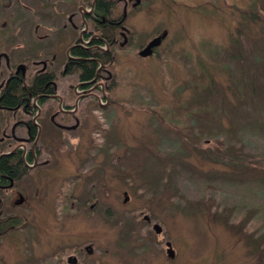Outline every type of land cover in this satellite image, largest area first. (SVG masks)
I'll use <instances>...</instances> for the list:
<instances>
[{
  "label": "rangeland",
  "instance_id": "obj_1",
  "mask_svg": "<svg viewBox=\"0 0 264 264\" xmlns=\"http://www.w3.org/2000/svg\"><path fill=\"white\" fill-rule=\"evenodd\" d=\"M89 1L0 0V53L31 73L46 61L69 103L78 72L63 73L66 47ZM150 4L128 21L134 46L98 74L91 93L109 102L79 105L99 133L55 151L44 176L57 182L39 185L24 231L7 235L6 264H58L78 245L92 246L87 263L264 264V0Z\"/></svg>",
  "mask_w": 264,
  "mask_h": 264
},
{
  "label": "flooded vegetation",
  "instance_id": "obj_2",
  "mask_svg": "<svg viewBox=\"0 0 264 264\" xmlns=\"http://www.w3.org/2000/svg\"><path fill=\"white\" fill-rule=\"evenodd\" d=\"M97 1L99 0H90L88 5L87 2H82L76 7L75 14L81 29L78 33L79 38L66 47L67 58L63 73L72 72L69 61L78 59L70 55L71 48L75 46L92 51L100 57L108 54L111 60L105 65L98 62L100 65L96 77L90 85L80 81L78 72L77 83L72 89L74 95L72 103L68 102L66 96H59L57 76L49 70L50 65L46 61H32L31 73L29 66L12 65L10 58L0 53V264H6L7 235L11 232L21 233L25 229L21 223L26 217L23 212L28 215L33 211L34 204L31 203L35 202L39 195V185L46 187L52 182L53 184L57 182L44 176L55 159L53 155L55 151L70 150L73 147L72 142H76L74 140L79 137L76 133L86 131L87 127L91 128L90 136L99 133L92 123L89 126L90 120L87 119L89 116L79 111V105L85 99H94L99 106L109 102L107 95L98 97L91 93L102 87L98 74L112 63L115 52L128 50L134 46V34L129 28L128 21L137 11L142 9L148 11L151 5L150 0H101L106 6V13L97 15L95 13ZM103 28L111 33L110 42L104 46L95 43L96 40H102ZM149 42L141 46L140 51ZM156 48L152 50L153 53ZM2 63L5 72L1 68ZM19 66H23V70L17 72ZM42 74L52 75L50 85L36 91L32 84L35 78ZM27 77L31 79L28 81ZM11 82H18L17 85H20V92L14 97V106H8L12 99L6 97ZM91 142L93 139L88 141V145H92ZM6 168L12 170L8 172ZM71 181L74 180L67 178L63 181L60 196L70 198L73 186ZM165 247L167 253V243ZM92 252V246L78 245L64 248L55 253L53 258L58 260V264H100V261L86 262L87 256Z\"/></svg>",
  "mask_w": 264,
  "mask_h": 264
},
{
  "label": "trees",
  "instance_id": "obj_3",
  "mask_svg": "<svg viewBox=\"0 0 264 264\" xmlns=\"http://www.w3.org/2000/svg\"><path fill=\"white\" fill-rule=\"evenodd\" d=\"M95 13L97 15H104L106 13V6L104 3L99 0L96 3V11ZM101 39L102 40H96V44H100L104 46L105 44L110 42L111 33H108L105 28L101 31ZM70 55L72 57L78 58L77 60H70L69 61V67L72 68V71L79 72V79L82 83H86L87 85H90V83L95 79L96 77V71L99 67V63L107 64L110 62V56L108 54H104L103 56H98L95 53L93 54L92 51L89 50H83L79 48L78 46L72 47L70 51ZM52 79V75L50 74H42L35 78L32 86L36 91H41L42 89H45L46 85H50V81ZM18 82L10 83L6 97L11 98L12 101L9 103L8 106H14V97L17 95L19 91V84ZM40 88V89H39ZM47 89V88H46ZM110 92L113 91V88H109ZM8 172H10V168H6Z\"/></svg>",
  "mask_w": 264,
  "mask_h": 264
},
{
  "label": "water",
  "instance_id": "obj_4",
  "mask_svg": "<svg viewBox=\"0 0 264 264\" xmlns=\"http://www.w3.org/2000/svg\"><path fill=\"white\" fill-rule=\"evenodd\" d=\"M166 36V33H162L161 36L157 37V38H154L153 40H151L141 51H139L138 55L142 58H147L149 56H152L153 55V52L152 50L159 46L160 43H161V40L163 38H165ZM19 70H23V66H19L18 69H17V72ZM127 201V196H125L124 198V203ZM145 221H149V218L147 216H144L143 218ZM153 230L155 232V234H160L161 233V228L158 226V225H153ZM167 248H170V244L167 243ZM167 254H168V258H173L174 256V253L172 250L168 249L167 250Z\"/></svg>",
  "mask_w": 264,
  "mask_h": 264
}]
</instances>
